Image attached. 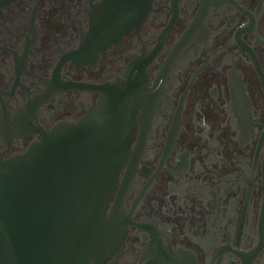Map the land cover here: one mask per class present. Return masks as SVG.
<instances>
[{
	"label": "flooded vegetation",
	"instance_id": "obj_1",
	"mask_svg": "<svg viewBox=\"0 0 264 264\" xmlns=\"http://www.w3.org/2000/svg\"><path fill=\"white\" fill-rule=\"evenodd\" d=\"M102 118L111 264H264V0H0V168Z\"/></svg>",
	"mask_w": 264,
	"mask_h": 264
},
{
	"label": "water",
	"instance_id": "obj_2",
	"mask_svg": "<svg viewBox=\"0 0 264 264\" xmlns=\"http://www.w3.org/2000/svg\"><path fill=\"white\" fill-rule=\"evenodd\" d=\"M101 121L97 136L54 151L37 142L0 168V264H111L120 153Z\"/></svg>",
	"mask_w": 264,
	"mask_h": 264
}]
</instances>
